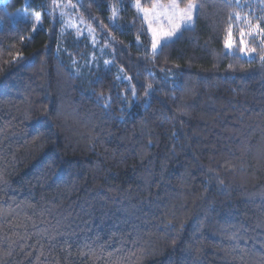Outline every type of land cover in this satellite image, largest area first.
Masks as SVG:
<instances>
[{"label":"trees","instance_id":"16d2710c","mask_svg":"<svg viewBox=\"0 0 264 264\" xmlns=\"http://www.w3.org/2000/svg\"><path fill=\"white\" fill-rule=\"evenodd\" d=\"M55 1L0 5V264H264V0H178L157 55L134 0H80L113 61L85 74Z\"/></svg>","mask_w":264,"mask_h":264},{"label":"rangeland","instance_id":"374dc122","mask_svg":"<svg viewBox=\"0 0 264 264\" xmlns=\"http://www.w3.org/2000/svg\"><path fill=\"white\" fill-rule=\"evenodd\" d=\"M7 1L8 0H0V5H3L6 8L5 5ZM28 1L29 0H24L25 5H27ZM79 2L80 0H56L53 7L54 11L57 13L61 21V29H60L61 36H66V33L70 32L74 35V37L78 39L81 38L86 39L91 46V53L89 57L87 59L82 60L81 62L78 63L76 62L73 69L77 74H85L86 71L89 72L90 70L97 67L109 68L113 66V61L111 58L112 49L109 43V39L105 34H103V32L101 38V36H99V34L96 33L93 27L87 25L81 19L78 12ZM170 2L171 0H169L166 3H162L159 0H156L152 7L150 8L142 7L144 11H140L136 7L137 3L141 5L139 0H134L130 3L131 7L135 10V12L143 19L144 24L148 30V33L151 38L150 52L152 55H153V50H152L153 34L159 33L162 35L164 32H167L170 28L173 27V25L169 23L168 19L162 15L164 9H166L169 6ZM177 2L179 3L178 0ZM187 4L180 5L179 3L181 8L186 7ZM154 5L157 6L155 9H154ZM145 12L149 14L147 17L145 16ZM7 13L8 16L13 21L18 20V21L30 23L33 32H36L42 26V21H41L42 13L29 11L26 8V6L16 9L12 12L7 11ZM196 13L197 11H195L193 14L194 16L193 25H195ZM37 14L40 17L39 20L36 19ZM118 15H119V7L118 6L111 7L110 23L112 25H116ZM0 26H1V21H0ZM183 30L184 29L181 28L177 32V34L173 36L171 41L176 39ZM242 32H243V40L245 44V40H247L249 37L256 36L255 34L257 33V30L255 29L254 26H250L249 29L240 30V41H241ZM229 39H231L233 44L234 39L232 37H230ZM159 49L160 48L158 45V51ZM116 73L118 80L122 82H126L128 84L130 83L129 77L126 74H124V72H122L120 69H117Z\"/></svg>","mask_w":264,"mask_h":264},{"label":"snow or ice","instance_id":"6c2138e0","mask_svg":"<svg viewBox=\"0 0 264 264\" xmlns=\"http://www.w3.org/2000/svg\"><path fill=\"white\" fill-rule=\"evenodd\" d=\"M136 7L140 11H144L142 6L137 3ZM157 6L154 5V9ZM198 10V5L194 2H190L187 4L186 7L181 8L177 0H171L169 6L164 9L162 15L166 17L169 21L170 24L173 25L172 28H170L167 32H164L162 35L159 33H154L153 34V42H152V50H153V55L158 54V45L159 48H163L166 46V44L171 41L173 36L177 34V32L183 28L186 30H191L193 28V19H194V12ZM149 14L145 12V16L147 17ZM36 19L39 20L40 17L37 14ZM236 19L239 21L240 16L239 14L236 15ZM245 22H247V18L245 17ZM257 31L264 32V30H261L259 28V25L254 26ZM231 25L229 26V37H231ZM241 45H244V40H243V32L241 36ZM226 48H231L232 47V41L231 39L228 40V42L225 45ZM240 51L247 55L249 52L254 51V49H249L247 47H241ZM261 61H264V55H261L260 57ZM107 63V62H106Z\"/></svg>","mask_w":264,"mask_h":264}]
</instances>
